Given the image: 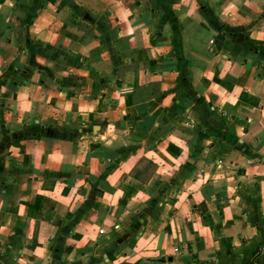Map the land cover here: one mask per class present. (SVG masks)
<instances>
[{
    "label": "crops",
    "instance_id": "crops-1",
    "mask_svg": "<svg viewBox=\"0 0 264 264\" xmlns=\"http://www.w3.org/2000/svg\"><path fill=\"white\" fill-rule=\"evenodd\" d=\"M0 264H264V0H0Z\"/></svg>",
    "mask_w": 264,
    "mask_h": 264
}]
</instances>
